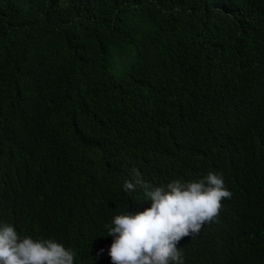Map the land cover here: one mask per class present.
<instances>
[{
    "label": "trees",
    "instance_id": "16d2710c",
    "mask_svg": "<svg viewBox=\"0 0 264 264\" xmlns=\"http://www.w3.org/2000/svg\"><path fill=\"white\" fill-rule=\"evenodd\" d=\"M137 170L223 173L187 259L264 264V0H0V220L107 264Z\"/></svg>",
    "mask_w": 264,
    "mask_h": 264
},
{
    "label": "clouds",
    "instance_id": "9594fccd",
    "mask_svg": "<svg viewBox=\"0 0 264 264\" xmlns=\"http://www.w3.org/2000/svg\"><path fill=\"white\" fill-rule=\"evenodd\" d=\"M141 186L148 206L112 216L105 225L112 243L107 264H192L184 251L186 236L199 233L207 222L219 218L222 200L233 193L223 173L208 171L195 179L183 177L166 184L151 185L137 170L135 182L126 190ZM19 231L0 220V264H80L77 252L60 240ZM105 250L99 249L97 256Z\"/></svg>",
    "mask_w": 264,
    "mask_h": 264
}]
</instances>
